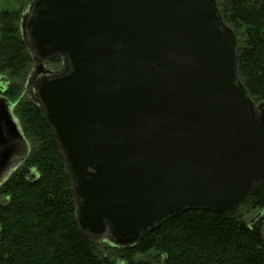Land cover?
<instances>
[{"label":"water","instance_id":"water-1","mask_svg":"<svg viewBox=\"0 0 264 264\" xmlns=\"http://www.w3.org/2000/svg\"><path fill=\"white\" fill-rule=\"evenodd\" d=\"M20 29L92 242L130 248L186 211L227 214L264 180V102L216 0H34ZM29 151L0 96V183Z\"/></svg>","mask_w":264,"mask_h":264},{"label":"trees","instance_id":"trees-1","mask_svg":"<svg viewBox=\"0 0 264 264\" xmlns=\"http://www.w3.org/2000/svg\"><path fill=\"white\" fill-rule=\"evenodd\" d=\"M33 1L0 13V96L12 105L30 147L0 183V264H152L153 258L163 264H264L262 230L244 220L251 212L264 219V180L231 212L186 211L130 248L95 243L81 233L63 156L40 107L24 91L34 59L20 23ZM216 1L236 36L239 80L258 105L264 102V0ZM63 66L60 56L45 63L51 73Z\"/></svg>","mask_w":264,"mask_h":264},{"label":"rangeland","instance_id":"rangeland-1","mask_svg":"<svg viewBox=\"0 0 264 264\" xmlns=\"http://www.w3.org/2000/svg\"><path fill=\"white\" fill-rule=\"evenodd\" d=\"M21 2L27 3L26 0H22V1H20V0H0V13L3 12L4 10L18 9ZM25 6L26 7L22 13V16L27 15V13L29 11L30 3L26 4ZM36 66H37V64L34 62L33 70L31 72V77H30L31 81L38 77L37 75H35ZM44 69L47 70V67H44ZM33 75H35L34 78H33ZM6 84H7V80L2 79L1 86L3 87ZM27 88H28V86L26 85L24 88V91H26V93H28ZM262 217L263 216L258 212H251L244 217V220L249 225L259 226L262 230V234H263V238H264V219ZM150 258H152V257H150ZM152 260H153L152 264H163L162 258H158V259L153 258Z\"/></svg>","mask_w":264,"mask_h":264},{"label":"flooded vegetation","instance_id":"flooded-vegetation-1","mask_svg":"<svg viewBox=\"0 0 264 264\" xmlns=\"http://www.w3.org/2000/svg\"><path fill=\"white\" fill-rule=\"evenodd\" d=\"M36 75V74H35ZM35 75H33V78L35 77Z\"/></svg>","mask_w":264,"mask_h":264}]
</instances>
